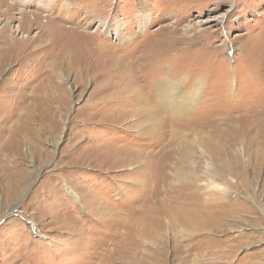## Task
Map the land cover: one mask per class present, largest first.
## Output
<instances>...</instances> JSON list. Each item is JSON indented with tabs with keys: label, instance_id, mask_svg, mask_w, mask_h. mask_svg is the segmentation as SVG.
I'll return each instance as SVG.
<instances>
[{
	"label": "rangeland",
	"instance_id": "1",
	"mask_svg": "<svg viewBox=\"0 0 264 264\" xmlns=\"http://www.w3.org/2000/svg\"><path fill=\"white\" fill-rule=\"evenodd\" d=\"M0 14V41L32 47L0 70V264H264V0ZM112 56L142 66L143 101Z\"/></svg>",
	"mask_w": 264,
	"mask_h": 264
},
{
	"label": "bare ground",
	"instance_id": "2",
	"mask_svg": "<svg viewBox=\"0 0 264 264\" xmlns=\"http://www.w3.org/2000/svg\"><path fill=\"white\" fill-rule=\"evenodd\" d=\"M4 1L5 0H0V3H2V4H4ZM26 2H29V0H26ZM6 3V2H5ZM43 7V6H42ZM16 9V5L14 4V5H8L7 7H6V9H4V14L2 15V16H9V18L11 19L12 18V11H14ZM28 13L29 12H22L21 14H22V18H23V20H27V17H28ZM34 13V12H33ZM35 14V13H34ZM1 15V14H0ZM37 15V14H36ZM35 15V16H36ZM35 21H37L38 20V17H35V19H34ZM120 26V23H118V27ZM9 31H12V34H15V33H17L18 31H13V28H10L9 30L7 29L6 30V32L8 33ZM6 34V33H5ZM5 34H4V36H5ZM3 36V38H1L2 39V41H0V45H6V46H8L9 47V45H10V43H8L7 41L9 40V39H13V36L11 35V36H9L10 38H8L7 36L6 37H4ZM14 40V39H13ZM15 44V43H14ZM11 46V45H10ZM30 46V45H29ZM4 48H6V47H4ZM17 48V47H16ZM15 48V49H16ZM12 48L11 47H9L8 49H7V54L5 55V56H3V52H5L4 51V49L3 48H0V54H2L0 57H1V63H0V70L1 69H3L5 66H10V64H13V63H16V62H18V64L19 65H21L22 63H23V61L22 60H24V59H20V58H18L20 55H22V53H24V55L23 56H25V57H30L31 56V49H32V47H27V48H25L26 49V52L25 51H17V52H11L12 50H11ZM29 51V52H28ZM34 54V53H33ZM104 54V53H103ZM30 55V56H29ZM113 58L111 59V64H113L112 66L114 67V70L116 71L115 72V79H116V81H115V85H117L116 87H119V88H115V90L116 89H118L119 90V92H118V94L119 95H126L128 92H129V94L131 95H134V96H131L132 98H133V100L135 101V103L136 102H141V101H143V99H142V96L139 94V92H138V86H137V84H136V86H135V81H136V79L137 78H135L134 76H133V74H135L136 73V75H137V73L139 74L140 72H141V68H142V66H137V65H134V64H130V65H128V64H126L127 62H124L123 60H121V58H119V57H116V56H112ZM151 66V65H150ZM2 67V68H1ZM138 67V68H137ZM141 67V68H140ZM149 68V67H148ZM143 70V69H142ZM152 70V69H151ZM143 72V71H142ZM127 74H128V76H127ZM153 74V73H152ZM130 75H131V77H130ZM155 75V74H154ZM135 78V79H134ZM140 79H142V80H144L143 78H142V76H141V78ZM112 85H113V83H112ZM140 85V84H139ZM148 85V84H147ZM170 85V86H169ZM174 85V84H173ZM197 85V86H196ZM195 86V93H197L198 91H199V84H196ZM111 88H112V86H110ZM185 87V86H184ZM148 88H150V87H148ZM136 89V90H135ZM140 89V88H139ZM146 89V88H145ZM153 89L155 90H163L162 92L163 93H159V95H158V100L160 101V102H169V100L172 98V103H174L176 106H181L180 104H182V101L181 100H183V102L185 103H190V101H193L192 103H194V99H192L190 96H187V97H183L182 96V94H181V92L177 89V86H172L171 84H167V83H165V80H160L159 81V83H158V85H156L155 87H153ZM112 90V89H111ZM148 90V89H147ZM178 90V91H177ZM146 91V90H145ZM106 92V91H105ZM166 92H170V94H171V96L172 97H170L168 94H166ZM111 94V93H110ZM117 94V96H119ZM192 94H193V92H192ZM114 96V95H113ZM199 96V95H198ZM120 98V97H119ZM182 98V99H181ZM197 98V97H196ZM197 100V99H196ZM167 102V103H168ZM146 103V102H145ZM185 103V104H186ZM174 106V105H173ZM183 107H185V106H183ZM189 107V106H188ZM181 108V107H180ZM190 108V107H189ZM30 110V109H29ZM31 112V111H30ZM28 116V113L27 114H25V113H22V114H20V116H19V118L20 119H24V118H26ZM28 118V117H27ZM25 120V119H24ZM28 122V121H27Z\"/></svg>",
	"mask_w": 264,
	"mask_h": 264
}]
</instances>
